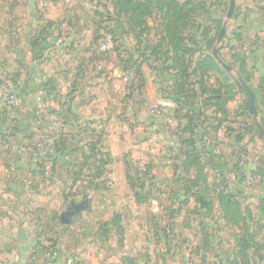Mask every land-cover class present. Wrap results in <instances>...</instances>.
Returning <instances> with one entry per match:
<instances>
[{"label": "rangeland", "instance_id": "1", "mask_svg": "<svg viewBox=\"0 0 264 264\" xmlns=\"http://www.w3.org/2000/svg\"><path fill=\"white\" fill-rule=\"evenodd\" d=\"M45 1L54 3L47 16L55 20L44 18ZM152 1L151 13L132 24L125 12H117L114 0H35L37 18L44 20L39 31L43 44L33 49L14 41V51L18 55L20 48L22 58H15L6 74L1 72L0 113L38 111V105L29 110L26 104L33 99L21 98L25 51L39 54L37 61L44 64L55 49L70 48L74 65H88L110 77L108 95L84 99L88 103L78 111L86 115L98 113L102 118L93 126L108 130L106 157L116 166L107 169L111 174L106 184L109 191L102 193L101 187L94 189L95 197L85 191L78 194L79 201L85 196L91 202L92 210L84 209L79 216H71V227L61 225L57 233L25 232L20 239L19 233L0 231V264H13L23 257L28 264H55L62 259L66 264L70 256L82 264L76 250L89 241L94 243L90 242L93 248L107 253H116L117 249L120 252L127 245L132 252L131 244L139 243L136 264H233L234 259L242 263L237 243L243 237L248 243L251 237L257 243L258 247L248 249L255 260L256 253L264 255V201L260 200L264 195V126L259 119H264V99H256L255 109L259 112L252 117L233 71L239 64L233 58V51L239 50L233 45V16L221 41H216L228 0H175L184 6L187 21L177 24L171 23L165 8ZM175 30L182 33L179 42L191 53L181 54L169 43ZM214 48L231 67L229 70L213 57ZM210 52L224 71L208 68L204 87H219L222 110L215 100L206 108L201 105L207 88L203 89V83L196 78H187L181 89L172 81L177 63L184 61L190 66ZM132 53L137 61L127 64L125 60ZM55 60L62 61V57ZM254 90L262 96L258 88ZM9 93L16 95V104L5 98ZM193 96L208 118L200 127L187 126L185 108L180 107L182 99ZM53 109L48 107V111ZM197 167L203 168L207 179L198 180L200 189L192 185L197 181ZM123 176H130L134 189L147 199L135 200ZM61 188L66 186L54 187L56 191ZM220 191L234 193L250 208L248 229L251 227L252 232L223 217L217 200ZM200 194L211 201L209 208L197 204ZM66 204L69 203L62 207ZM13 243L23 246L7 247ZM110 258V264H122L117 255Z\"/></svg>", "mask_w": 264, "mask_h": 264}, {"label": "crops", "instance_id": "2", "mask_svg": "<svg viewBox=\"0 0 264 264\" xmlns=\"http://www.w3.org/2000/svg\"><path fill=\"white\" fill-rule=\"evenodd\" d=\"M48 2L45 1L44 18L55 20L52 15L47 16V11L54 6ZM235 3L233 45L239 50L233 54L238 53L245 60L248 85L262 92L260 97L254 90L255 99H264V0H235ZM34 4L35 0H0V77L9 71L8 65L14 64L15 58H22L20 48L18 55L14 51V41H18V46L29 47L28 41L41 29L44 20L37 18ZM61 49H65L64 52ZM61 49H55L44 64L28 51L23 55L26 63L22 99H33L26 104L29 110L38 105V111L0 113V134L4 137L0 144V231L19 233L18 239L25 232L57 233L61 225L71 227L73 218L64 223L63 213L72 204L85 199L83 196L79 201L78 194L83 191L94 197L96 188L101 190L102 187V193L109 191L106 184L111 174L107 169L116 166L106 157L109 155L105 145L108 130L100 125L93 126L101 117L98 113L86 115L78 111L81 105L88 103L84 99H102L104 93L108 95L110 77L91 70L88 65H74L71 49ZM58 56L62 61L55 60ZM49 106L54 109L48 111ZM38 141L42 149L37 148ZM121 179L127 183L126 177ZM62 184L66 186L65 191L54 189ZM131 195L134 198L133 193ZM260 200H264V195ZM64 203L69 204L62 207ZM91 208L89 201V208L85 210ZM81 211L73 215L79 216ZM90 242L94 244L89 241L76 250L82 264H110L114 254L122 264H136L140 255L136 245L139 243L131 244L132 252L128 251L129 245H125L120 252L117 249L116 253H107L93 248ZM17 245L20 244L7 247ZM23 245L27 247L28 244L23 242ZM25 260L23 257L13 264H28ZM62 261L55 264H62Z\"/></svg>", "mask_w": 264, "mask_h": 264}, {"label": "trees", "instance_id": "3", "mask_svg": "<svg viewBox=\"0 0 264 264\" xmlns=\"http://www.w3.org/2000/svg\"><path fill=\"white\" fill-rule=\"evenodd\" d=\"M157 1L158 6L162 9L165 8L166 14L169 15L172 19L171 23L177 24L178 21H186V11L184 10V6L181 5L179 2L175 0H155ZM114 7L116 8L117 12H125L128 16V21L132 24H137L140 23L147 15H149L152 11L153 8V1L152 0H114ZM41 35L39 33L35 34L34 37L31 38L29 44L30 46L34 49L38 45H40L42 42V38H40ZM182 33H179L178 30H175L173 35L169 37V43L171 45H174V49L176 51H180L182 53H191V49H188L185 47V45H182V42L180 43L179 40L181 41ZM212 42V39L208 42ZM194 44V42H193ZM38 50V48H37ZM39 52V51H38ZM179 53H176L177 57H180ZM36 55V54H34ZM39 57V54H37ZM233 58L239 61L238 64V71L239 73L243 76V78L248 81V74L246 72V63L245 60L238 54L235 53L233 54ZM127 64H130V61L133 63H136V58L134 57V54L132 53L131 56L125 60ZM178 68L175 67V71L172 75L173 77V82L175 81L174 84H177L178 88L181 89L184 86H186L185 81L186 79H193L196 78L198 81H201L202 88L204 89V84H206V81H203V77L206 75V70L210 67H216L218 68V71H224L223 68L218 65L215 61V59L212 57V52L205 54L203 57L199 58L196 62H194L192 65H187V62H181L180 64L177 63ZM204 75V76H203ZM196 81V82H198ZM44 83V82H42ZM40 83L39 85H43ZM183 84H185L183 86ZM207 88V89H206ZM205 91L207 94L201 101V105L204 106L205 108L211 105V101L215 100L217 108L219 110H222V105L224 101L220 100V97H223L221 94V91L216 87H206ZM235 85V89H236ZM240 91L239 89H237ZM21 92V98H22V92H23V87L20 88ZM254 92V89H253ZM193 95H197L195 92H193ZM222 99V98H221ZM254 104L255 107L257 108V103L256 99L254 97ZM180 107L185 108V117L187 120V126H196L200 127L201 125L204 124L205 120L208 119L206 116H204L203 110L198 107L197 103H195L194 96L193 98H186L182 99L180 101ZM259 112V110L257 109ZM201 118V119H200ZM213 119H217L216 117H213ZM261 121V125L264 126V119L261 117L259 118ZM218 120V119H217ZM198 121V122H197ZM206 128V127H205ZM1 137V143L4 141L3 135L0 134ZM38 148V147H37ZM42 149V148H41ZM260 170V169H259ZM264 175V172H262ZM197 181L192 183L193 186L196 185L197 188H201V185L198 183V180H207L206 179V174L201 167H197ZM129 186L133 190V195L135 200H145L147 199V196H141L139 195L140 193L137 192L134 189L133 186V181L130 180V176H126ZM190 189L186 188L185 191H189ZM194 194V193H193ZM217 200L218 204L220 207V211L223 215V217L227 218L229 221L233 222V225H239L241 226L246 232H252L251 227L248 229L250 226L248 222V218L250 217V214L252 213L250 208L247 205H243L241 201H239L235 194L233 195L231 193H228L226 191H220L217 194ZM264 201V200H261ZM197 204H199L200 208H209V205L211 204L210 200H207L204 195L200 194L199 197L196 199ZM250 243H248L245 239V237L241 238L239 242L237 243V246L239 247V251L237 254L242 255L243 260L242 263L238 260H233V264H258V261L263 260L264 261V255H260L259 253L257 254L258 260H255L253 255L249 254L248 249L252 247H258L256 246V242L250 238Z\"/></svg>", "mask_w": 264, "mask_h": 264}, {"label": "water", "instance_id": "4", "mask_svg": "<svg viewBox=\"0 0 264 264\" xmlns=\"http://www.w3.org/2000/svg\"><path fill=\"white\" fill-rule=\"evenodd\" d=\"M235 8H236V3L235 0H228V9L225 15V20L222 23L220 30L218 32V36L216 41L220 42L224 32H225V28L227 26L228 21L232 18L234 12H235ZM213 57L216 59V61L226 70H229L231 67L226 64L218 55V49L214 48L213 49ZM233 71L235 72V74L238 77L239 80V86L241 88V90L245 93L246 95V100H247V107L249 109V112L251 113L252 117L256 118L257 117V111L255 109V105H254V93L252 91V89L250 88V86L246 83V81L242 78V76L235 71V69L233 68ZM259 125V124H258ZM259 128L261 130V127L259 125ZM89 208V201L84 199L82 200L80 203L77 204H72L66 211L65 213H63L62 215V222L67 223L69 221V219L71 218V216L75 213H79L82 209H88Z\"/></svg>", "mask_w": 264, "mask_h": 264}, {"label": "built area", "instance_id": "5", "mask_svg": "<svg viewBox=\"0 0 264 264\" xmlns=\"http://www.w3.org/2000/svg\"><path fill=\"white\" fill-rule=\"evenodd\" d=\"M49 40V39H48ZM5 98L8 100L9 103L16 104V95L14 93H9V95H5ZM0 143H1V137H0ZM38 148H42V143H37L36 145ZM66 264H80L78 259L75 256H70L66 259Z\"/></svg>", "mask_w": 264, "mask_h": 264}]
</instances>
